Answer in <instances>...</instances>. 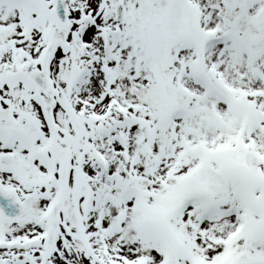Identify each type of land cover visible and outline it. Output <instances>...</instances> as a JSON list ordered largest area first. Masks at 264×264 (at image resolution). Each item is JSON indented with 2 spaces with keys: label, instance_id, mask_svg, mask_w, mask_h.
I'll return each mask as SVG.
<instances>
[{
  "label": "snow or ice",
  "instance_id": "obj_1",
  "mask_svg": "<svg viewBox=\"0 0 264 264\" xmlns=\"http://www.w3.org/2000/svg\"><path fill=\"white\" fill-rule=\"evenodd\" d=\"M0 264H264V0H0Z\"/></svg>",
  "mask_w": 264,
  "mask_h": 264
}]
</instances>
